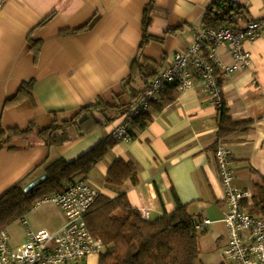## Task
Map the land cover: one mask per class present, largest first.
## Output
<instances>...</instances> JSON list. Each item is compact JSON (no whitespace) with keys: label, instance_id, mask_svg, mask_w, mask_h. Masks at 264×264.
Returning <instances> with one entry per match:
<instances>
[{"label":"crops","instance_id":"0c3cea01","mask_svg":"<svg viewBox=\"0 0 264 264\" xmlns=\"http://www.w3.org/2000/svg\"><path fill=\"white\" fill-rule=\"evenodd\" d=\"M150 1L0 0V129L24 130L33 121L44 129L52 124L53 115L59 123L71 120L82 108L101 101L129 105L144 89L146 75H155L172 55L189 48L207 8L216 0H154L156 11L147 30L152 39L139 54ZM223 1L240 7L246 15V20L237 19L227 27L263 23L260 35L242 44L249 64L220 80L228 116L234 122L248 123L247 130L221 139L233 154L234 184L247 191L251 185L256 187L251 192L256 196L264 182V1ZM216 56L226 66L233 63L226 45L217 47ZM135 59L144 74H133ZM29 81L33 82L30 93L19 95L21 84ZM173 98L167 104L161 99L151 103L143 129L133 124L129 141H118L87 177L75 180L100 189L109 198L124 193L129 204L138 211L147 210L150 219L173 211L176 201L187 205L194 218L206 217L205 211L214 206L224 216L226 205L213 148L217 109L197 85L175 88ZM121 115L83 137L69 129L70 141L61 147H47L34 139H16L3 146L0 196L16 184L25 190L43 181L53 162H72L113 138ZM117 159L136 168L135 179L121 187L105 182ZM27 222L32 231L46 230ZM64 223L62 217L53 221L52 232ZM213 235L222 252L226 230L224 236ZM24 242L25 234L15 246L9 237L11 248Z\"/></svg>","mask_w":264,"mask_h":264},{"label":"trees","instance_id":"16d2710c","mask_svg":"<svg viewBox=\"0 0 264 264\" xmlns=\"http://www.w3.org/2000/svg\"><path fill=\"white\" fill-rule=\"evenodd\" d=\"M224 3L223 0H216L209 5L203 27L219 29L227 27V24L236 23L237 19L246 20L244 10ZM155 11L154 0H151L148 9L144 12L143 38L139 46V54L152 39L147 30L151 23L150 17ZM48 20L49 18L44 22ZM134 72L144 74V68L138 66L136 59L133 63V74ZM155 75H146V77L151 79ZM32 86V81L22 83L18 91L19 95H28ZM174 90L173 85L163 87L161 101L165 104L172 102ZM140 94L129 105L124 103L110 105L104 101L88 105L82 108L75 118L60 123L56 115H53L52 124L44 129L38 128L34 121L24 130L0 129V149L16 139L27 141L34 139L47 147H61L70 141L69 129H74L78 137H83L94 129H100L124 113ZM146 114L139 116L133 122L139 129H143L145 122L149 121ZM216 124L217 141L213 146L214 150L219 140L248 128V123L231 120L224 103L217 109ZM117 142L114 138H109L72 162L61 159L53 162L46 168L44 180L27 192L20 184L8 189L0 196V231L24 216L36 200L63 192L67 184L75 181L79 176L87 177L94 165ZM135 177L134 165L117 159L109 168L105 182L114 187H121L126 180H134ZM263 187L264 182L263 186L257 188L253 202L254 208L264 216ZM187 208V205L176 201L173 211L164 212L156 219L143 220L139 211L129 204L124 193L114 198L101 195L86 216L90 233L99 238L104 245L98 264H195L200 255L198 242L200 231L195 230L194 224L199 218L190 215Z\"/></svg>","mask_w":264,"mask_h":264},{"label":"built area","instance_id":"2783aa9c","mask_svg":"<svg viewBox=\"0 0 264 264\" xmlns=\"http://www.w3.org/2000/svg\"><path fill=\"white\" fill-rule=\"evenodd\" d=\"M262 27V22L250 21L242 28L208 29L202 26L197 29L189 48L172 55L164 68L146 82L138 99L121 115L112 137L116 141H129L133 122L148 112L151 103L160 100L166 85H173L178 90L197 85L206 92L216 109L221 107V78L249 64V55L242 44L256 39ZM221 45L227 46L232 57L230 66L224 65L216 56V49ZM214 157L226 205L221 222L226 230L227 244L220 254L221 264H264V216L253 214V194L235 186L233 154L222 140L218 141ZM101 195L104 194L100 189L75 180L68 183L63 192L35 201L30 210L45 203L58 206L65 219L64 225L52 233L32 231L26 214L20 217L25 242L11 248L7 232L1 230L0 264H86L90 257L100 256L104 245L90 233L86 216ZM139 213L143 220L150 219L147 210L141 209ZM210 224L209 219L199 218L194 228L204 231Z\"/></svg>","mask_w":264,"mask_h":264},{"label":"rangeland","instance_id":"374dc122","mask_svg":"<svg viewBox=\"0 0 264 264\" xmlns=\"http://www.w3.org/2000/svg\"><path fill=\"white\" fill-rule=\"evenodd\" d=\"M249 192L254 190V186H249ZM32 207V206H31ZM222 208V207H221ZM253 214L261 215V213L256 209L252 208ZM204 215L211 221V224L206 228L205 231H200L199 233V246H200V255L195 264H219V260L221 259L220 254L221 246L216 243V239L214 238L215 234L223 236L225 235V228L221 219L223 216L221 212L215 206L211 208L209 211H205ZM60 217L64 218L62 211L58 206L53 203H45L40 205L37 210H30L26 213V219L29 223L32 221L37 225L38 229H46L47 231L52 233L51 227L53 226V221H58ZM10 237V242L12 245H16L19 241L22 240L24 233V228L21 226L20 222L16 220L10 225L4 228ZM203 232V233H202ZM213 232V233H212ZM99 256H92L88 259L86 264H98Z\"/></svg>","mask_w":264,"mask_h":264},{"label":"water","instance_id":"95a60500","mask_svg":"<svg viewBox=\"0 0 264 264\" xmlns=\"http://www.w3.org/2000/svg\"><path fill=\"white\" fill-rule=\"evenodd\" d=\"M42 180H43V179H42ZM40 182H41V180H39V181L35 182L34 184L30 185L29 187H27V188L25 189V192H27L29 189H31L33 186L37 185V184L40 183Z\"/></svg>","mask_w":264,"mask_h":264}]
</instances>
